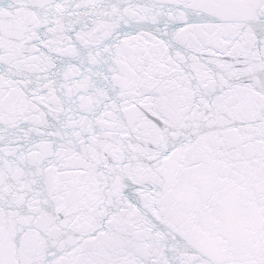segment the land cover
Masks as SVG:
<instances>
[{
    "label": "snow or ice",
    "instance_id": "snow-or-ice-1",
    "mask_svg": "<svg viewBox=\"0 0 264 264\" xmlns=\"http://www.w3.org/2000/svg\"><path fill=\"white\" fill-rule=\"evenodd\" d=\"M0 264H264V0H0Z\"/></svg>",
    "mask_w": 264,
    "mask_h": 264
}]
</instances>
